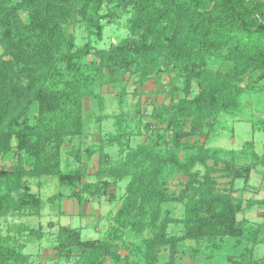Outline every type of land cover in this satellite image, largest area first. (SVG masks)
<instances>
[{
	"label": "trees",
	"instance_id": "1",
	"mask_svg": "<svg viewBox=\"0 0 264 264\" xmlns=\"http://www.w3.org/2000/svg\"><path fill=\"white\" fill-rule=\"evenodd\" d=\"M7 3L0 0L3 50L0 55V159L10 154L14 143L17 164L10 171L0 170V185L5 182L9 185L4 194L0 193V217H13L40 206L30 193L26 178L57 177L59 182L67 179L70 196L79 203L84 194L98 196L100 189L111 186L84 184L75 190L86 175L81 161L89 158L84 151L80 155L71 154L78 163L76 170L63 174L59 168L64 140L83 135L82 99L88 94L80 80L63 81L59 67L62 57L72 54V40L65 27L73 18L79 17L88 26L99 28L103 5L111 6L104 17H112L113 10L132 12L130 36L108 50L93 53L100 70H107L110 82L115 83L120 74L133 69L140 73L139 83L143 84L146 78L170 66L178 72L185 96L189 95L191 82L197 81L199 94L195 98L170 102L159 111L167 116L170 125L177 124L178 120L190 121V130L181 136L200 134L202 122L210 129L219 112L239 108V101L232 93L235 76L260 71L264 80L263 0H17L15 6ZM19 12L27 13V23L21 22ZM221 51H225V61L233 64L234 75L204 68L206 57ZM55 82H60L61 88L55 89ZM33 106L37 110L34 124L28 115ZM21 153L32 162L29 170L21 165ZM210 153L220 154L219 150L209 152L201 148L189 163L204 164ZM130 157L128 162L138 167L137 171L122 174L110 166L106 171L107 177L116 180L123 175L130 178L113 217L117 227L110 228L105 238L94 244L80 242L74 229L58 230L61 248L69 250L83 244L77 264H104V258L120 264L122 258L114 251L118 240L115 231L137 221L141 223L142 218L137 220L134 216L142 214L146 205L151 210L148 225L152 237L143 241L145 264H157L159 252L164 248L169 252L166 264H177L179 244L212 241L216 235L210 232L213 226L232 237L242 235L233 215L243 210V202H232L229 194H215V184L207 172L201 180L197 174H188L179 196L168 197L157 189L155 172L168 164L179 165L174 150L161 152L142 145ZM251 157L258 159L256 154ZM98 159L96 177L100 179L105 173L102 152L98 153ZM146 166L152 170L148 171ZM180 167L187 171L185 166ZM249 170L244 168L245 176L235 171L233 177L236 180L243 177L246 184ZM183 200H187V205L182 219H170L166 215L155 225L161 204ZM245 203L246 206L254 204ZM168 225H181L182 235L168 236ZM253 252L252 247L246 248L238 260L228 258V262L264 264L263 260L254 259ZM0 264H26V260L15 247L0 245Z\"/></svg>",
	"mask_w": 264,
	"mask_h": 264
},
{
	"label": "rangeland",
	"instance_id": "2",
	"mask_svg": "<svg viewBox=\"0 0 264 264\" xmlns=\"http://www.w3.org/2000/svg\"><path fill=\"white\" fill-rule=\"evenodd\" d=\"M6 1L8 6H15L17 2ZM108 8L111 6L103 5L99 13L102 17L98 20L99 28L88 26L79 17L73 18L65 27L72 40V54L62 57L59 66L62 80H80L88 94L82 99L83 135L64 140L60 153L61 172L67 174L77 169L78 163L71 157L72 153L80 155L84 151L89 159L84 158L81 161L83 164L91 156L102 152L105 173L101 174L102 177L95 184L106 185L107 181L103 180L107 177L109 166L121 170L122 174L138 170V167L128 162L137 147L144 145L161 152L172 149L179 165L168 164L156 169L158 190L168 197H177L188 181V174H197L201 180L207 172L215 184V194H229L232 202L241 201L244 204L243 210L233 215L234 222L242 232L240 237L226 235L217 226L210 227V232L216 233L212 241L203 239L179 244L177 264H230L228 258L238 260L244 250L251 247L254 259L264 261V80L261 79L260 71L249 72L241 77L235 76L232 93L239 101L237 110L219 112L210 129L202 122L200 134L181 136L190 130V121L178 120L177 124L170 125L167 116L159 111L170 102L177 103L185 97L195 98L199 94L197 81L191 82L189 95L185 96L181 92L182 80L178 72L170 66L165 70L160 69L158 74H152L143 84L139 83L140 73L133 69L120 74L115 83L110 82L107 70H100L93 53L108 50L130 36L132 12L113 10L112 17H104ZM19 18L24 24L28 22L26 12H19ZM85 50L88 52L85 53ZM2 54L0 47V55ZM224 57L225 51L211 53L205 59L204 68L234 75L233 64L225 61ZM54 88H61V83L55 82ZM28 115L34 124L37 118L35 106ZM201 148L209 152L219 150L220 154L210 153L204 164L192 161L189 163ZM252 154H256L258 159L253 160ZM21 155L22 167L29 170L32 162L24 153ZM16 164L15 144L12 143L10 154L0 159V170L10 171ZM180 165L185 166L187 171L181 169ZM245 167L250 168L246 184L243 177L237 180L233 177L235 171H241V175L245 176ZM146 169L151 171L152 167L146 166ZM54 178L57 183L48 182L43 185L26 178L29 191L40 202V206L13 217H0V245L15 247L25 258L26 264H77L80 258L83 244L67 250L58 243L60 228L77 229L78 225L75 223L67 227V220H60V223L55 221L60 215L61 199L73 197L70 196L69 181L64 179L59 182L57 177ZM116 179L112 185L114 188L111 187L108 193L105 188L98 192V197L106 198L107 203H102L100 207L104 216L103 223L94 226V231H90L94 235L88 239L74 229L80 242H99L102 240L99 237L104 235V239L110 228L117 227L113 217L121 205L130 178L123 175V178ZM8 186L6 182L0 185V193L4 194ZM80 189L81 181L75 190ZM57 194L60 197L57 198ZM245 202L254 204L246 206ZM186 205L187 200L161 204L155 225H159L166 215L170 219H182ZM91 206L93 205L88 207ZM92 211L93 209L88 211L91 214L89 217L93 216ZM150 211L146 205L142 214L134 216L137 220L141 217V223L137 221L116 229L118 240L114 243V251L122 258L120 264H145L143 241L152 237L148 225ZM130 220L131 218L126 219L128 222ZM166 233L168 236H181L183 227L168 225ZM97 238L101 240H96ZM168 258V250L161 249L157 264H166ZM103 263L113 264L109 258H104Z\"/></svg>",
	"mask_w": 264,
	"mask_h": 264
},
{
	"label": "crops",
	"instance_id": "3",
	"mask_svg": "<svg viewBox=\"0 0 264 264\" xmlns=\"http://www.w3.org/2000/svg\"><path fill=\"white\" fill-rule=\"evenodd\" d=\"M82 165L85 167L86 175L84 178L81 179V186H83L84 184L97 183L98 178L96 177V173L99 171L98 155L95 154L91 156L90 160L88 162H84ZM32 180H35L37 183L40 182L42 185L48 182L57 183V180H55L54 177H43L40 179H32ZM103 181H107V183H111V186L106 189V193H108L111 187H112L111 189L114 188V186H112L115 181L113 178L106 177L105 180ZM82 198L83 199L81 200L80 203L73 198L61 199V201L59 202L60 215L58 216V218H56L55 221H58L60 223V220H65V221L67 220L68 221L67 227H71L76 223L78 225L77 229L76 228H69V229H76L78 232H80L81 236L84 235V237L88 238L91 235H94L92 232H90L91 230L95 229L94 226L103 223L104 216H102L103 215L102 209L100 207L102 203H107V202L105 201L106 198L98 197V196L91 197L88 194H84ZM90 205H93L91 206L92 208L88 207ZM91 209H93L92 211L93 216L89 217L91 216V214L90 212L88 213V211H90ZM118 209H116V212ZM87 229L89 230L86 231ZM103 237L104 235H102L99 238L103 240ZM99 238H97L96 240H101Z\"/></svg>",
	"mask_w": 264,
	"mask_h": 264
},
{
	"label": "water",
	"instance_id": "4",
	"mask_svg": "<svg viewBox=\"0 0 264 264\" xmlns=\"http://www.w3.org/2000/svg\"><path fill=\"white\" fill-rule=\"evenodd\" d=\"M263 26H264V23H263Z\"/></svg>",
	"mask_w": 264,
	"mask_h": 264
}]
</instances>
